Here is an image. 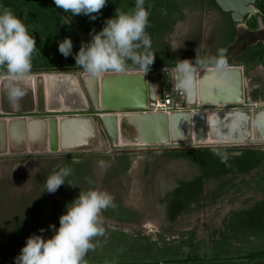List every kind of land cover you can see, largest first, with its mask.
<instances>
[{"label": "rangeland", "instance_id": "obj_1", "mask_svg": "<svg viewBox=\"0 0 264 264\" xmlns=\"http://www.w3.org/2000/svg\"><path fill=\"white\" fill-rule=\"evenodd\" d=\"M172 1L180 11H185L184 15L180 14L182 21L178 27L177 24L173 27L175 19L168 26L173 17H161L157 6L148 9L149 23L145 31L151 38L149 51L154 53L153 63L156 64L143 71L147 81L163 67L175 68L179 60L191 61L195 56L198 60L205 59L203 55L216 47L217 35L209 33L208 26L201 25L205 20L202 11L208 9H199L200 4L207 6L214 0ZM122 3L120 8L131 7L117 10L129 12L135 0ZM35 5L39 2L33 0L31 9L39 23L36 25L38 33L33 34L36 49L32 54V66H57L59 70H31L14 82L22 92L31 90L32 98L43 101L41 113L14 111L13 115H0V121L7 123L25 118L47 122L51 118L88 117L93 121L96 139L90 144L65 149L57 143V147L50 145L47 130L42 141L33 144L27 140L21 142L20 136H10L9 140H13L10 144L7 135L0 138V264H14L26 237L40 234L39 229H45V238L50 237L52 231L48 226L58 227L66 205L80 191L90 188L110 193L113 206L101 211L100 226L104 233L92 238L93 248L85 254L83 264H142L148 261L158 264H264V136L256 132L257 124L251 115L249 127L253 128L254 140L249 142L197 143L207 146L199 148H172L171 143L158 147L117 146L106 133L99 116L139 109L95 110L82 80L86 73L75 65L71 56L61 61L58 54L57 42L63 38L61 29L54 23L58 16L61 17L62 10L47 4L34 8ZM20 16L21 13L17 17L22 20ZM85 34L81 31L88 42ZM163 38L167 43L176 41L177 63L170 64V50ZM55 51L57 54L53 53ZM76 51L73 45V52ZM230 65L240 67V64ZM130 70L139 71V68L128 66L126 71ZM110 73H103L101 79ZM255 73L254 68L248 67L243 74V104L209 105L205 110L225 113L247 108L253 114L261 110L258 106L253 109L243 106L264 104V82L257 77L261 71ZM7 79V73L0 72V83L5 84ZM190 109L196 111L198 108L192 106ZM245 128L239 127L237 134L245 132ZM30 130L26 131V139L33 135ZM227 132L236 135L228 128ZM68 134L71 133L68 131ZM236 144L246 146H232ZM222 157H226L224 162H221ZM259 157L263 161L257 165ZM61 167L71 169L66 184L54 194L42 191L47 176ZM167 200L169 208H180L172 212L173 216L165 210Z\"/></svg>", "mask_w": 264, "mask_h": 264}, {"label": "clouds", "instance_id": "obj_2", "mask_svg": "<svg viewBox=\"0 0 264 264\" xmlns=\"http://www.w3.org/2000/svg\"><path fill=\"white\" fill-rule=\"evenodd\" d=\"M53 3L70 16L83 14L95 20L97 15L93 14H99L107 0H53ZM144 5L145 0H135L131 11L118 12L107 18L99 31H90L91 39L81 42L75 53L71 38L64 37L57 42L58 52L64 58L71 56L76 66L93 76L106 72L124 73L128 61L140 71L149 70L154 53L149 51L151 38L145 29L150 12ZM35 49L36 40L23 21L10 9H0V67L7 73L5 88L11 97L22 95L14 82L30 73ZM197 65H211L217 76L223 77L228 71L226 52L218 49L214 57L195 58L194 63L188 59L179 60L173 81L178 91L187 92L192 88ZM225 159L222 157L221 162ZM70 173L71 169L67 167L53 171L47 176L42 191L54 194L66 184L65 179ZM110 206H113V197L107 191L97 188L80 191L66 205V211L59 217V226H48L52 231L50 237L45 238L43 228L39 229L40 234L26 237L14 264H83L85 254L93 248L92 238L104 233L100 226V213Z\"/></svg>", "mask_w": 264, "mask_h": 264}, {"label": "water", "instance_id": "obj_3", "mask_svg": "<svg viewBox=\"0 0 264 264\" xmlns=\"http://www.w3.org/2000/svg\"><path fill=\"white\" fill-rule=\"evenodd\" d=\"M260 0H214L215 4L223 12L230 15L231 20L236 24H245L251 15H257L258 11L254 7ZM197 67V66H196ZM201 74L194 73L192 88L187 92L178 91L173 84L175 80V68L163 67L159 73L144 79L132 78L129 75H108L100 81L97 76L90 75L83 77V83L87 94L95 110H131L141 109L153 103L157 97H162L165 92L173 94L174 99L184 97V102L180 103L181 110L170 114L143 112L137 113L129 119L132 126L138 133L140 141L146 146H166L171 143L172 148H199L204 145L189 143L188 133L191 129L193 138L200 141L203 139L206 130L205 106L222 104L223 107L243 104L244 83L243 72L239 66L230 65L225 76L219 77L212 67ZM145 74V73H144ZM160 76V77H159ZM153 80V81H152ZM200 107H198V103ZM192 106L198 108L196 111L190 109ZM233 106V107H234ZM244 107L262 108L255 114L247 108L231 109L225 113H216L212 118L215 124H223L231 132L236 133L239 127L247 126V116L251 115L259 136H264V104H246ZM235 108V107H234ZM261 112V113H259ZM100 116V121L104 126L108 136L114 140L117 133V118L115 113H105ZM259 114V115H258ZM233 122V123H232ZM232 123V124H231ZM27 129L32 130V137L25 138ZM88 129L87 139L94 136V124L91 118L70 116L64 117L60 121L51 118L47 122L43 119H12L9 122L0 121V138L9 136H20L21 142L30 141L31 144L41 142L44 131L49 133L50 145L69 149L83 146L87 139H81ZM71 134H68V131ZM188 143H187V142ZM57 143V144H56ZM51 146V147H52Z\"/></svg>", "mask_w": 264, "mask_h": 264}, {"label": "crops", "instance_id": "obj_4", "mask_svg": "<svg viewBox=\"0 0 264 264\" xmlns=\"http://www.w3.org/2000/svg\"><path fill=\"white\" fill-rule=\"evenodd\" d=\"M34 1L39 2V5H35L34 8L37 6L41 7L42 5L47 4V5H50L53 9H57V7L53 3V0H34ZM32 2H33V0H0V9L8 8L16 16H19V14L21 13L20 17L22 18L23 23L26 25L29 33L32 34V36H33V34L35 35L36 33H38L37 32L38 27L36 25H37V23H39V20H38L36 15L35 16L32 15L33 14L32 9H31ZM127 6L131 7V5H127ZM205 7H206V9H208V11H205V10L202 11L205 13L203 15V17H205V20H204V22L201 21V25H202V27L208 26L209 28H207V29L209 31L208 30L207 31L209 33L213 32V34L217 35V38H216L217 43H216V47H214L213 49L210 48V50H208L203 55L204 58L206 59L209 57H214L217 54L218 49H224L226 52V58L228 60V66H230V64H238V65L241 64V62L233 63L234 62V60H233L234 54H233L232 47H234L235 41L239 36L240 37L245 36L246 32L248 30H250L251 28H255L257 26V24H258V26L263 25L262 24L263 20H262L261 15L258 14L256 17L251 16L252 18H249L245 24H238L237 25L231 20L229 13L223 12L221 9H219V7L215 4V2L212 1V4H208L207 6L205 4H200L199 9L202 10L203 8L205 9ZM61 12L62 13L60 14V16H61L60 19L58 21H56L54 24L56 25V28L61 29V33L63 31H66V35L64 37H66V36L70 37L72 42H73V45L78 50L80 47V37H82L84 39V37L81 35V30L78 28L77 22L73 19V17H70L67 14H63V11H61ZM181 13H183V15H184L185 11L181 10ZM180 21H182V18L177 19L176 22H174L173 27L175 24H177V27H178L180 24ZM85 35L87 36L88 40L91 39V37L89 35H87V34H85ZM64 37L62 35V38H64ZM162 40H163L164 44H166L169 47L170 55L172 58L170 64L171 63H177V62H175V60L177 58V57H175L176 56L175 55V49H177V47L175 45L176 41H175V43L174 42L167 43L164 38ZM223 40H224V42H223ZM53 53L57 54L56 51ZM58 54L61 55L60 53H58ZM195 58H197V57L195 56L192 59L194 60ZM192 59H191V61H193ZM154 64H156V63H152L151 65H154ZM128 66L137 67V66L132 65L131 62L127 64V67ZM207 67H211V65H209ZM130 71H135V70H130ZM116 74H118V73L112 74V72H111L109 75H116ZM196 103H198V102H196ZM198 105L200 106L201 104L198 103ZM216 105L222 106L221 104H216ZM204 112H206V110ZM207 112L211 113V111H208V110H207ZM135 113L137 114V113H143V112H135ZM207 116H208V113H207ZM133 145H135V144H133Z\"/></svg>", "mask_w": 264, "mask_h": 264}, {"label": "flooded vegetation", "instance_id": "obj_5", "mask_svg": "<svg viewBox=\"0 0 264 264\" xmlns=\"http://www.w3.org/2000/svg\"><path fill=\"white\" fill-rule=\"evenodd\" d=\"M263 1L260 0L255 6L257 7L258 4ZM258 14L262 17V12L257 7ZM256 17L257 15H251ZM249 16V18H252ZM236 24V23H235ZM263 24V25H262ZM262 26H257L255 28H251L245 34V36H239L234 44L233 54H234V61L241 62L240 68L244 74V72L248 71V67H252L256 70V73L261 71V75L257 74V77L264 82V22ZM238 25V24H237ZM243 37V38H242ZM31 68L32 71H45V70H59L57 66H40L34 65ZM61 68V67H60ZM63 69H73L72 67H62ZM0 72H6L5 69H0ZM255 73V74H256ZM244 77V75H243ZM33 91L25 90L22 92V95L18 97H11L8 94V90L5 88V84L0 83V115H13L12 112L14 111H23V114H39L42 111V103L39 98H32ZM44 104V103H43ZM46 112V109H44ZM235 147L246 146L243 144H236L232 145ZM239 149H246V148H239ZM178 208V207H176ZM169 208L168 207V200L165 203V210L168 211L167 213L169 216H173L172 212H178L180 208Z\"/></svg>", "mask_w": 264, "mask_h": 264}, {"label": "bare ground", "instance_id": "obj_6", "mask_svg": "<svg viewBox=\"0 0 264 264\" xmlns=\"http://www.w3.org/2000/svg\"><path fill=\"white\" fill-rule=\"evenodd\" d=\"M207 69L210 68H206V67H196V74L199 75L201 74L203 71H206ZM115 74V73H114ZM102 75V74H101ZM101 75L97 76V80H101ZM116 75H129L132 78H140L142 77L144 79L145 74L143 71H125L124 73H118ZM90 76V74H84L83 77H88ZM51 79V78H50ZM47 93V92H46ZM222 105V104H221ZM218 112V111H217ZM206 130H205V135L203 137L202 140L198 141L195 138H193V133H191V129H189V133H188V139L187 141H189V143H203V144H215V143H224V142H239V143H243V142H249L254 140L253 137V128L252 126L249 127V121H250V117L247 116V126H246V130L245 132H240L239 134L236 135H230L227 132V128L226 126H222V127H218L213 121L212 118L215 117L217 114L216 113H209L206 110ZM208 113V116H207ZM223 113V112H221ZM135 112H125V113H115V116L117 118V133L114 137L115 140V144L117 146H122V145H126V144H135L136 146H143V145H147L144 142H141L139 139V135L138 133L134 130L133 126H132V121L129 119L130 117H132L133 115H135ZM104 115L107 114H102V117ZM101 116V115H100ZM99 116V117H100ZM62 118H59L58 120L60 121ZM262 123H264V119H262L261 121ZM28 131V130H27ZM31 131V130H30ZM29 132V131H28ZM69 132L71 133V131L69 130ZM88 133V129L85 131V135L81 138V139H87L86 135ZM95 131H94V136L95 135ZM92 137L91 139H87L84 143L85 144H90L92 143V139L95 137ZM28 137V136H27ZM10 136L8 137V142L9 144L11 143V141L13 140H9ZM96 139V138H95ZM264 140V138H263ZM91 141V142H89ZM25 143V142H24ZM169 144V143H168ZM234 144V143H232ZM27 146H30V142H27Z\"/></svg>", "mask_w": 264, "mask_h": 264}, {"label": "trees", "instance_id": "obj_7", "mask_svg": "<svg viewBox=\"0 0 264 264\" xmlns=\"http://www.w3.org/2000/svg\"><path fill=\"white\" fill-rule=\"evenodd\" d=\"M123 1L124 0H107L106 5L100 10L99 14H93V15H97V18L95 20H90L88 16L83 15V14L76 15V16H70V14L65 13L62 9L61 10L63 11L64 14H67L68 16L73 17V19L77 22L78 28L82 32L89 35L90 31H92L93 29L95 31H99L103 27L104 21L107 18H111L112 16H114L115 12L116 13L120 12V10H117V9L122 7L121 5L124 4V3H122ZM171 3L174 4V7H171ZM119 4H120V6H118ZM145 4H146L145 7L147 10L148 9L153 10L154 8H152V7L157 6L159 9V12H160L159 15L161 17L172 16L173 18L169 19V25L168 26L171 25L172 20H174V19L177 20V19H179V17H181L180 16L181 11H180L179 6H177V4L172 0H145ZM123 7L124 8H120V9L128 10L127 8L129 6L126 7V5H125ZM257 7L262 12V20L264 22V0L261 1ZM109 15H111V16H109ZM59 19H60V17L58 16L56 21H58ZM62 33H63L62 35L64 37L66 35V31H63ZM81 42H86V41L82 37H80V44H81ZM64 59H66V58H64L61 55L60 60L62 61ZM256 161H257V165H258L259 163H261L263 161V158L259 157V158H257ZM142 264H158V262L157 261H148V262H143Z\"/></svg>", "mask_w": 264, "mask_h": 264}, {"label": "built area", "instance_id": "obj_8", "mask_svg": "<svg viewBox=\"0 0 264 264\" xmlns=\"http://www.w3.org/2000/svg\"><path fill=\"white\" fill-rule=\"evenodd\" d=\"M184 100L185 99L183 96H180L178 100H175L172 93L165 92L161 98L157 97L156 99H154L151 105L143 107L138 111L134 110V112H152V113L170 114L174 111L181 110L179 105L181 102H184ZM218 107H222V106H218Z\"/></svg>", "mask_w": 264, "mask_h": 264}]
</instances>
